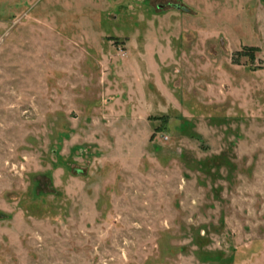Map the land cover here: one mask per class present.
I'll use <instances>...</instances> for the list:
<instances>
[{
    "label": "rangeland",
    "instance_id": "374dc122",
    "mask_svg": "<svg viewBox=\"0 0 264 264\" xmlns=\"http://www.w3.org/2000/svg\"><path fill=\"white\" fill-rule=\"evenodd\" d=\"M0 264H264V0H0Z\"/></svg>",
    "mask_w": 264,
    "mask_h": 264
}]
</instances>
